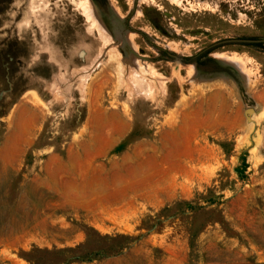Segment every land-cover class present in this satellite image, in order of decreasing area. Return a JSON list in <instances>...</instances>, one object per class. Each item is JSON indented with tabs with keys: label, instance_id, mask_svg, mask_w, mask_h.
<instances>
[{
	"label": "rangeland",
	"instance_id": "1",
	"mask_svg": "<svg viewBox=\"0 0 264 264\" xmlns=\"http://www.w3.org/2000/svg\"><path fill=\"white\" fill-rule=\"evenodd\" d=\"M103 7L0 0V264H264V0Z\"/></svg>",
	"mask_w": 264,
	"mask_h": 264
},
{
	"label": "water",
	"instance_id": "2",
	"mask_svg": "<svg viewBox=\"0 0 264 264\" xmlns=\"http://www.w3.org/2000/svg\"><path fill=\"white\" fill-rule=\"evenodd\" d=\"M104 4L106 0H103ZM226 44H242V46H246L249 44H261L262 46L264 45V39H246V38H239V39H229V40H223L220 42H217L213 44L209 49H215L218 48L219 46H224ZM167 56L172 58L173 60H178V61H183L180 57H177L176 55L167 53Z\"/></svg>",
	"mask_w": 264,
	"mask_h": 264
},
{
	"label": "flooded vegetation",
	"instance_id": "3",
	"mask_svg": "<svg viewBox=\"0 0 264 264\" xmlns=\"http://www.w3.org/2000/svg\"><path fill=\"white\" fill-rule=\"evenodd\" d=\"M96 3L98 4V6H100L101 8H104V1L103 0H95ZM105 9H102V12L105 13V11H103ZM126 40V39H125Z\"/></svg>",
	"mask_w": 264,
	"mask_h": 264
},
{
	"label": "bare ground",
	"instance_id": "4",
	"mask_svg": "<svg viewBox=\"0 0 264 264\" xmlns=\"http://www.w3.org/2000/svg\"><path fill=\"white\" fill-rule=\"evenodd\" d=\"M126 41H128V40L126 39ZM216 60L221 62V63H223V64H225V65H227V66H229V62L227 60H225V59L216 58Z\"/></svg>",
	"mask_w": 264,
	"mask_h": 264
}]
</instances>
